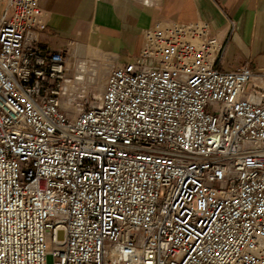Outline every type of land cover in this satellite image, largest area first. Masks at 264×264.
<instances>
[{
    "label": "built area",
    "instance_id": "2783aa9c",
    "mask_svg": "<svg viewBox=\"0 0 264 264\" xmlns=\"http://www.w3.org/2000/svg\"><path fill=\"white\" fill-rule=\"evenodd\" d=\"M0 1V264H264V67L156 23L80 105L39 0Z\"/></svg>",
    "mask_w": 264,
    "mask_h": 264
},
{
    "label": "crops",
    "instance_id": "0c3cea01",
    "mask_svg": "<svg viewBox=\"0 0 264 264\" xmlns=\"http://www.w3.org/2000/svg\"><path fill=\"white\" fill-rule=\"evenodd\" d=\"M38 42L109 70L139 54L144 31L156 23L203 20L226 43L221 70L264 67V0H39ZM4 2L0 1V11ZM71 63V62H70Z\"/></svg>",
    "mask_w": 264,
    "mask_h": 264
},
{
    "label": "rangeland",
    "instance_id": "374dc122",
    "mask_svg": "<svg viewBox=\"0 0 264 264\" xmlns=\"http://www.w3.org/2000/svg\"><path fill=\"white\" fill-rule=\"evenodd\" d=\"M70 62L69 74L71 76L81 75L83 77L79 85H75V87L81 86L83 90H80L81 88L78 87L79 89H74L72 91L73 96L76 98L75 102L80 105L94 103L102 91L109 69L98 66L95 61L90 58L79 59L73 57ZM74 106H71L69 110L72 112L76 111ZM57 238L59 240L65 238V231L63 229L57 231Z\"/></svg>",
    "mask_w": 264,
    "mask_h": 264
},
{
    "label": "bare ground",
    "instance_id": "6f19581e",
    "mask_svg": "<svg viewBox=\"0 0 264 264\" xmlns=\"http://www.w3.org/2000/svg\"><path fill=\"white\" fill-rule=\"evenodd\" d=\"M84 68V67H83ZM84 70V69H83Z\"/></svg>",
    "mask_w": 264,
    "mask_h": 264
}]
</instances>
